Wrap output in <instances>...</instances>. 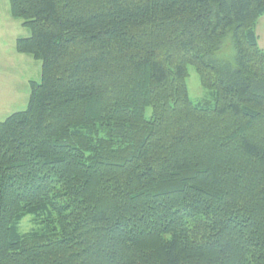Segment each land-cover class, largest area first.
Returning a JSON list of instances; mask_svg holds the SVG:
<instances>
[{
    "label": "trees",
    "instance_id": "16d2710c",
    "mask_svg": "<svg viewBox=\"0 0 264 264\" xmlns=\"http://www.w3.org/2000/svg\"><path fill=\"white\" fill-rule=\"evenodd\" d=\"M10 4L42 81L0 122V264H264V0Z\"/></svg>",
    "mask_w": 264,
    "mask_h": 264
},
{
    "label": "rangeland",
    "instance_id": "374dc122",
    "mask_svg": "<svg viewBox=\"0 0 264 264\" xmlns=\"http://www.w3.org/2000/svg\"><path fill=\"white\" fill-rule=\"evenodd\" d=\"M29 27L21 20L13 17L10 0H0V122L11 115L25 111L31 95V83H41L42 62L34 57L20 53L17 42L31 36ZM258 34L264 44V22L258 25ZM234 57L231 49L221 55L223 60ZM189 76L186 79L190 100L194 104L209 99V92L200 81L199 74L192 66L188 67ZM151 109L147 110V117ZM41 227L33 216H26L19 225L22 234L37 232Z\"/></svg>",
    "mask_w": 264,
    "mask_h": 264
},
{
    "label": "crops",
    "instance_id": "0c3cea01",
    "mask_svg": "<svg viewBox=\"0 0 264 264\" xmlns=\"http://www.w3.org/2000/svg\"><path fill=\"white\" fill-rule=\"evenodd\" d=\"M261 21L264 22V15L258 20L257 25H256V34H257V36H258V46H259L260 49H264V44L261 43V37H260V35L258 34V25H259V23H260Z\"/></svg>",
    "mask_w": 264,
    "mask_h": 264
}]
</instances>
